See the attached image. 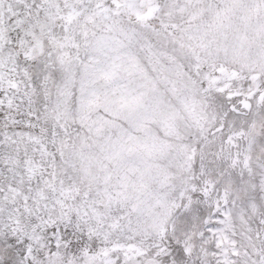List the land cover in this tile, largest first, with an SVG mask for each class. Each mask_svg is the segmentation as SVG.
<instances>
[{"label":"snow or ice","instance_id":"6c2138e0","mask_svg":"<svg viewBox=\"0 0 264 264\" xmlns=\"http://www.w3.org/2000/svg\"><path fill=\"white\" fill-rule=\"evenodd\" d=\"M0 264H264V0H0Z\"/></svg>","mask_w":264,"mask_h":264}]
</instances>
